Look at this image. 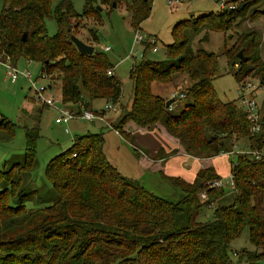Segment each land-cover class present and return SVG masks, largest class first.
Wrapping results in <instances>:
<instances>
[{"label": "trees", "instance_id": "trees-1", "mask_svg": "<svg viewBox=\"0 0 264 264\" xmlns=\"http://www.w3.org/2000/svg\"><path fill=\"white\" fill-rule=\"evenodd\" d=\"M1 1L0 50L13 62L21 57L37 60L44 76L60 81L62 101L76 104L77 110L95 99L119 101L121 82L104 49L95 46L97 28L88 29L87 41L78 33L79 23L92 16L100 19L96 4L124 5L139 28L152 0H86L81 11L70 0ZM254 2L243 0L176 21L167 57L141 58L131 66L133 95L112 124L124 138H133L123 128L132 120L146 129L163 125L189 155H217L235 143L263 148L264 113L259 129L251 131L242 106L221 99L213 87L218 53L201 45L194 48L183 32V26L196 32L204 23L224 30ZM47 16L57 24L52 34L46 31ZM71 34L92 44L93 51H80ZM242 39L246 52L235 63V79L252 72L264 83V59L256 53L255 35L252 32ZM223 54L228 63L237 58L234 45L225 46ZM177 72L185 73L191 82L174 94L177 99L183 92L188 100L173 112L171 105H165V97L151 90V83L169 82ZM14 128L15 123L0 113V129L12 135ZM103 133L102 129L76 134L70 145L52 155L44 167L50 190L40 192L24 175L35 162L37 128L25 130L22 161L0 169V264H264V155L236 153L230 165L234 187L229 192L209 185L220 178L211 165L200 168L192 181L161 171L180 189L177 198L171 199L112 163L104 151ZM239 136L247 142H238ZM201 191L206 192L205 199H200ZM34 195L37 205L27 207L25 199ZM204 205L213 209L208 219L200 220L197 214ZM245 225L253 248L231 247L230 241L241 235Z\"/></svg>", "mask_w": 264, "mask_h": 264}, {"label": "rangeland", "instance_id": "rangeland-1", "mask_svg": "<svg viewBox=\"0 0 264 264\" xmlns=\"http://www.w3.org/2000/svg\"><path fill=\"white\" fill-rule=\"evenodd\" d=\"M73 7L77 11H81L85 5L86 0H70ZM243 0H179L174 4L168 3V0H152L149 5V15L140 20L138 26L148 38L135 42L133 40L135 33V26L129 18V14L126 11L125 6H113L105 7L96 4L101 8H98L100 19L95 17L84 18L79 23L78 33H80L85 39H87L88 29L97 28L98 41L95 46L104 49V46H110L108 50H103L107 58L112 62L114 66L115 76L121 82V97L116 103V110H110L106 113V118L110 119V124H114L120 114L123 111V107H127L131 97L133 95V79L129 75V70L135 62H140L141 58L146 59H163L167 57V45L173 39L172 25L180 19H187V17L197 16L212 10H217L222 3L223 6L229 7L237 4ZM249 10L243 16H237L233 22L229 23V27L222 30H216L208 26L206 23L196 31L192 32L190 27L183 26V32L189 37L190 43L194 48L202 46L208 50L218 53V67L217 75L213 78V87L217 91L221 99L234 100L236 105H241L239 99L238 86H244L250 84V90L252 95L256 98V104L259 107V114L264 113V83L260 82L257 75L249 74L236 81L234 77V71L237 69V59H232V62L228 63L226 56L223 54V48L225 46L234 45V52L242 48V52L245 50V39L243 36L251 34L255 35V50L258 55L264 59V0H254ZM0 0V8L2 6ZM57 29V24L52 16L46 18V31L50 34L54 33ZM206 34V37L201 40L202 36ZM155 39V47L148 42L147 39ZM89 41V39H87ZM141 53H144L142 56ZM16 65L20 67H27L31 70L33 77L37 78V83H51V87H47L46 93H51L57 100L60 99V81L52 80L51 78L44 76L41 72V64L37 60L27 61L24 58H19L16 61ZM173 77L169 82L153 81L151 83V90L155 93L164 95L165 99L173 97L175 91H184L187 86L190 85L191 80L185 73L177 72L173 73ZM169 105V108L173 112L181 109L183 104L188 100L185 97H179L173 99ZM105 99H95L90 103L87 109H97ZM84 103V102H82ZM56 105L60 108L68 107L72 111L77 110L76 104L60 103L56 101ZM122 106V107H121ZM243 107V106H242ZM91 109V110H92ZM0 113L6 115L15 123L14 134L9 135L0 129V169L8 167L13 162L22 161L24 157L25 144V130L29 127L36 126L37 137L35 139V162L33 166L29 167L25 172V176L28 177V181H31V187L38 189L40 192H48L50 190V182L44 174V167L49 161V158L63 150L65 147L71 144L72 138L76 134H80L85 131H96V127L93 123L98 120H87L83 117L73 118L66 123H60L55 121V117L59 115V111L52 106H45L41 102L35 99L33 96V90L30 82L25 78L18 77L14 80H10L6 75L3 80L0 81ZM103 123V122H102ZM101 124V122H100ZM104 124V123H103ZM102 124V125H103ZM69 127V131L65 130L64 126ZM128 123L126 127L131 129ZM104 126V147L112 163H115L119 168L127 175L137 176L139 167L135 164L138 162L141 167L145 166L147 160L142 155L141 150L135 145L137 144L133 138H123L122 135L115 132L112 127ZM134 134V131H133ZM148 134V133H147ZM146 133L143 137L147 138ZM146 138H143L146 139ZM136 140V139H135ZM240 143H246L247 138L239 136L237 139ZM139 144V143H138ZM141 146V145H140ZM134 147H137L135 149ZM264 151V146L262 148ZM145 154H148L144 148ZM153 154L154 158H160L161 156H168V151L163 148L158 149ZM234 154L213 155L210 157L213 162L214 168L224 183V189L227 192L231 191L229 185L230 181V165L235 160ZM192 156V155H190ZM199 158H205L198 156ZM209 161V160H208ZM144 163V164H143ZM186 165L192 163L185 162V156L178 154L174 160V171L178 173L184 172L183 169L187 168ZM199 167L200 168H205ZM189 168V169H190ZM183 170V171H182ZM186 173V172H185ZM182 176V175H181ZM145 185L148 188L154 190L158 195H163L171 199H176L180 193V189L173 187L166 178L163 177L162 172L155 173L154 175L148 173L145 174ZM143 178V177H142ZM144 185V186H145ZM1 187V186H0ZM217 202V201H216ZM38 200L35 195L25 199L27 207H34L37 205ZM213 206L204 205L199 209L197 218L200 220H206L210 217ZM231 247L247 246L253 248V244L249 241L248 227L245 225L242 228L241 235L232 241H230Z\"/></svg>", "mask_w": 264, "mask_h": 264}, {"label": "built area", "instance_id": "built-area-1", "mask_svg": "<svg viewBox=\"0 0 264 264\" xmlns=\"http://www.w3.org/2000/svg\"><path fill=\"white\" fill-rule=\"evenodd\" d=\"M174 2L175 3L179 2V0H168V3H170V4L171 3L174 4ZM219 7H225V6H223V4L221 3L219 5ZM229 7H231V6H229ZM148 37L149 36H147V34L142 32V30H140L139 28H135V33H134V38H133V40L135 42H137V41L140 42V40H142L144 38L146 39ZM147 40H148V42L153 44L152 48H156L155 47V39L152 38V36H150V38ZM109 47L110 46H104L103 48L105 50H108ZM143 54L144 53H141L140 56H142ZM0 66L4 67L5 74L8 78H10V80H14L18 77H22V78H25L26 80H28L30 82L31 87H32L33 96L35 97V99L38 100L39 102H41L46 107L52 106V107H55L59 111V115L55 117L56 122L66 123L73 118H79V116L83 117L87 120H92V119L96 118V119H100L106 126L112 127L115 130V132L119 133V131L114 127V125L110 124L109 120L106 118V113L114 108V103L112 101L111 102L105 101L100 108L95 109V110L87 109V108H84L83 106H81L79 108V110H75V111H72L68 107L60 108L56 105V101H59L60 103L63 104L61 97L59 100H57V98H55V96H53L51 93L44 94V92L46 91V88L49 87L48 83L47 84H44V83L38 84L37 78L33 77L31 70H29L27 67H20V66L16 65V61L13 62L11 57L4 50H0ZM112 71H113L112 68H109L107 70V73L110 74ZM238 89L240 92L238 96H239L241 105L243 106L242 108L245 110L247 118L251 122L250 129H251V131H255V130L259 129V127H260L259 107L256 104V98L254 97L255 94L252 95V93H251L252 90L250 89V84L244 85L241 87L238 86ZM175 93H176V91L174 92V94ZM179 96L183 97V96H185V94L183 92H181V93H179ZM64 127H65L66 131H69V127H67L66 125ZM119 134H121V133H119ZM240 152L250 153V154L254 155L255 157H259V156L264 155V151L262 149L261 150L250 149L248 147L240 146L237 143L233 144L231 149L224 151V153L229 154V155L234 154V153H240ZM224 153H222V154H224ZM230 178H231V173H230ZM209 185L221 186V187L225 186L221 178L212 179L211 181H209ZM229 185H230L231 189L234 187L232 179H230ZM199 195H200V199H205L206 192L201 191Z\"/></svg>", "mask_w": 264, "mask_h": 264}, {"label": "crops", "instance_id": "crops-1", "mask_svg": "<svg viewBox=\"0 0 264 264\" xmlns=\"http://www.w3.org/2000/svg\"><path fill=\"white\" fill-rule=\"evenodd\" d=\"M5 75L6 74H5L4 67L0 66V81L3 80ZM116 103L114 104V108L111 109V110H116ZM102 105H103V103L101 104V106ZM108 112H110V111H108ZM97 120L98 121L95 122V123H93L94 121H91L92 122L91 125L95 124L96 127L98 126L96 131L97 130H102V129L104 131V126H103L104 124L102 123V121L100 119H97ZM108 120L111 121L110 119H108ZM100 122H101V124H100ZM128 123L130 124L129 126H130V128H132V130L129 129V128H127V130L131 131V134H132L131 136L133 137L134 141L136 143L137 142L139 143V144L137 143L138 147L140 149L142 147V150H143V153H144L142 156L146 157V159H147V160H145V159L143 160V162L146 161V162H144L145 163L144 167H141V165L138 162L135 163L139 167L138 174L135 177L143 185H145V180H146L145 174L148 173V171L152 175H154L155 173H159L160 174L161 171L165 172L166 174H170V175H176V176L177 175H179V176L182 175L181 177H183L184 179H186L188 181H192L193 178L195 177L199 167H204V166L211 165L214 168L213 162H211L212 160L210 159L211 156H208V157H205V158H199L198 156H195V155L190 156L189 154H187L183 150L179 140L177 138H175L174 136H172L164 128L163 125L160 124L158 127H155V128H152V129H146L144 127L143 128L138 127L137 125L134 124V122L132 120H127V122L123 124L124 125L123 128L125 130H126L125 126H127ZM96 131H93V132H96ZM133 131H134V134H133ZM145 133L146 134L148 133L147 134L148 135L147 138L143 137V135ZM143 138H146V139L143 140ZM144 148L146 149L148 154H145ZM160 148H163V150L168 151V153H170L173 150H174V152H171V154H169L167 157L166 156H164V157L161 156L160 158H154L152 153H154L155 151H157ZM104 151H105V154L107 156V152L105 150V147H104ZM180 153L185 156V162L186 163L190 164V163L193 162L192 168L189 167L190 165H186L187 168L183 169L184 172H182V173H178V172L174 171V166H173V163H174V160L176 159V156H178V154H180ZM224 154H226V153H224ZM224 154L220 153L219 155H224ZM107 158H109V157L107 156ZM115 165L117 167H119L117 164H115ZM214 170H215V168H214Z\"/></svg>", "mask_w": 264, "mask_h": 264}, {"label": "water", "instance_id": "water-1", "mask_svg": "<svg viewBox=\"0 0 264 264\" xmlns=\"http://www.w3.org/2000/svg\"><path fill=\"white\" fill-rule=\"evenodd\" d=\"M99 9L101 8L100 6H97ZM25 33L23 32L22 38H25ZM70 39L73 41L75 47H77L80 51L86 52V53H91L94 49V46L92 44H89L85 42L83 39H81L79 36L71 34ZM237 57L239 58H244L242 55V48L237 51L236 54ZM48 86H51V83H48ZM173 101V97L166 99L165 105H169Z\"/></svg>", "mask_w": 264, "mask_h": 264}]
</instances>
